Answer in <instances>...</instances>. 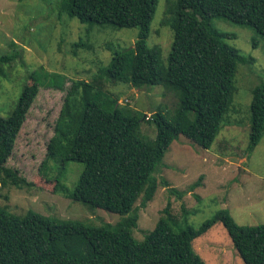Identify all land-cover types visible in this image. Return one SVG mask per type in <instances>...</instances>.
Returning <instances> with one entry per match:
<instances>
[{"label":"trees","instance_id":"1","mask_svg":"<svg viewBox=\"0 0 264 264\" xmlns=\"http://www.w3.org/2000/svg\"><path fill=\"white\" fill-rule=\"evenodd\" d=\"M157 3L58 2L59 15L77 18L89 27L138 29L132 46L119 49L107 44L110 60L89 80L71 81L42 162L43 167L52 162L57 170L54 192L116 213L120 219L94 225L33 210L18 216L0 206V264H206L194 252L192 241L217 222L227 231L244 264H264V224L239 225L227 209L193 227L187 222L190 211L182 207L178 217L168 203L142 241L132 234L139 207H146L157 190L154 173L170 144L182 135L204 149L211 146L233 100L237 65L251 60L226 43L228 34L213 27L211 19L221 17L249 26L264 38V0H166L163 24L172 31V43L164 63L160 46L146 43ZM79 46L88 47L82 39L73 44L74 49ZM13 58L14 54L0 56V76L3 65ZM53 77L59 82L49 85L60 87L63 77ZM117 83L134 88L161 85L175 94L177 102L169 113L158 109L146 116L122 107L107 88ZM39 86L31 75L10 115L0 116V174L17 187L30 183L2 162L12 152ZM142 121H153V139L141 135ZM263 130L264 82L252 90L249 151L258 144ZM69 162L82 164L72 189L63 181Z\"/></svg>","mask_w":264,"mask_h":264},{"label":"rangeland","instance_id":"2","mask_svg":"<svg viewBox=\"0 0 264 264\" xmlns=\"http://www.w3.org/2000/svg\"><path fill=\"white\" fill-rule=\"evenodd\" d=\"M59 1L0 0V56L14 54L13 60L3 65L0 76V116L10 115L31 75L40 82L12 152L2 162L30 185L17 187L0 174V206L18 216L33 210L48 217L94 225L114 224L120 219L118 214L85 206L54 192L57 170L52 162L45 167L42 162L71 81L89 80L98 67L110 60L107 44L119 49L132 46L138 29L89 27L77 18L59 15ZM165 6L166 0H158L146 40L148 46H160L164 63L172 43V31L163 24ZM210 22L228 34L227 44L251 60L237 65L233 100L211 146L204 149L179 135L165 152L154 173L158 180L154 197L146 207L138 209L137 225L132 229L138 241L153 230L168 203L178 217L182 207L190 211L187 222L193 227L221 209H227L239 225L264 224V130L254 149H247L252 90L264 82V38L249 26L221 17ZM79 39L88 47L74 49L73 44ZM53 75L63 77L60 87L49 85L59 82ZM107 88L119 98L122 107L146 116L158 109L169 113L177 102L175 94L161 85L134 88L117 83L108 84ZM140 132L144 138L153 139V121H142ZM81 170V163H68L63 181L70 189ZM163 180L168 184L164 185ZM171 188L177 193L171 192ZM139 203L140 200L136 205ZM192 248L206 264H244L220 222L195 238Z\"/></svg>","mask_w":264,"mask_h":264}]
</instances>
